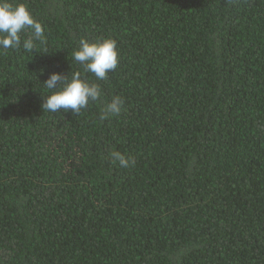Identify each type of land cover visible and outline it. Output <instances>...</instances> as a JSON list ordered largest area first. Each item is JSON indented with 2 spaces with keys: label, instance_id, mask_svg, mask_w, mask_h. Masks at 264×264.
<instances>
[{
  "label": "trees",
  "instance_id": "1",
  "mask_svg": "<svg viewBox=\"0 0 264 264\" xmlns=\"http://www.w3.org/2000/svg\"><path fill=\"white\" fill-rule=\"evenodd\" d=\"M10 2L46 43L0 52V264H264V0ZM103 38L96 80L72 52ZM57 71L101 100L43 112Z\"/></svg>",
  "mask_w": 264,
  "mask_h": 264
},
{
  "label": "clouds",
  "instance_id": "2",
  "mask_svg": "<svg viewBox=\"0 0 264 264\" xmlns=\"http://www.w3.org/2000/svg\"><path fill=\"white\" fill-rule=\"evenodd\" d=\"M31 30V36L22 40V33ZM46 43L45 29L25 3L13 4L10 0H0V52L23 47L28 52L38 50V44ZM40 52V51H39ZM46 53V52H45ZM75 62L84 71L95 76L96 80H105L109 72L119 64V49L116 40L103 38L96 41L81 40L80 45L72 52ZM49 90L42 103L44 111L56 113L60 110L80 114L90 102H99L102 90L98 83L82 78L80 72H73L71 77L61 72H52L43 81ZM124 100L120 96L102 105L99 119L108 120L118 117L123 109ZM113 163L118 162L122 168H128L135 163V158L126 156L120 151L110 153Z\"/></svg>",
  "mask_w": 264,
  "mask_h": 264
}]
</instances>
